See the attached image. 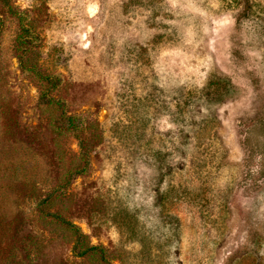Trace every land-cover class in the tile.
Here are the masks:
<instances>
[{
  "label": "rangeland",
  "instance_id": "1",
  "mask_svg": "<svg viewBox=\"0 0 264 264\" xmlns=\"http://www.w3.org/2000/svg\"><path fill=\"white\" fill-rule=\"evenodd\" d=\"M86 244L264 264V0H0V264Z\"/></svg>",
  "mask_w": 264,
  "mask_h": 264
},
{
  "label": "trees",
  "instance_id": "2",
  "mask_svg": "<svg viewBox=\"0 0 264 264\" xmlns=\"http://www.w3.org/2000/svg\"><path fill=\"white\" fill-rule=\"evenodd\" d=\"M24 30H28L26 25H24ZM26 28V29H25ZM25 35H28L30 37V34H25ZM25 41V39H21L20 40V43L23 44ZM20 63H21V66L24 70H30L32 69V67L28 66L25 61H24V57L21 56L20 57ZM49 90V89H48ZM48 90H45L44 92H42L41 94V99L43 102H50L52 100V97L50 96V91ZM78 116H69L68 117V120H69V124L72 125V126H76V128H80V130L83 128L81 126H79L80 122H77V121H74L75 119H77ZM86 147L84 145V142L83 140L81 141V149H82V155L83 156H86L87 155V151L84 150ZM84 169H79L78 172L82 171ZM49 198H45L42 200V203H46L48 201ZM43 215L45 218H47V216H50L52 219H56L59 223L63 224L64 225V228L67 229V231H69L70 233H72L73 235L76 236V240L77 242H86V239H87V236L81 231V229L76 225L74 224L73 222L71 221H68L66 219H64L63 217H61L59 214L57 213H45L43 212ZM46 214V215H45ZM77 248V247H76ZM75 254L78 255V256H91V255H99L102 257L103 259V262L105 264H111V263H108V259L106 258L105 256V250L102 248V247H99V246H96V245H89V244H86L85 247H83L82 249L78 250V251H75Z\"/></svg>",
  "mask_w": 264,
  "mask_h": 264
}]
</instances>
